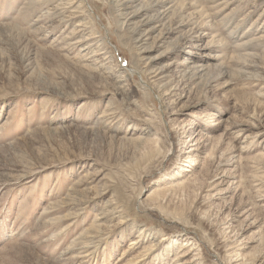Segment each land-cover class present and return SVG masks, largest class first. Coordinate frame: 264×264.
Wrapping results in <instances>:
<instances>
[{
    "label": "rangeland",
    "instance_id": "obj_1",
    "mask_svg": "<svg viewBox=\"0 0 264 264\" xmlns=\"http://www.w3.org/2000/svg\"><path fill=\"white\" fill-rule=\"evenodd\" d=\"M81 1L0 0V264H264V0Z\"/></svg>",
    "mask_w": 264,
    "mask_h": 264
},
{
    "label": "bare ground",
    "instance_id": "obj_2",
    "mask_svg": "<svg viewBox=\"0 0 264 264\" xmlns=\"http://www.w3.org/2000/svg\"><path fill=\"white\" fill-rule=\"evenodd\" d=\"M31 3H29V5H32V4H35V3H37V2H44V1H46V0H29ZM80 2H78V0H67V3H66V6H64L63 8H57L55 11H57V12H55V14L56 13H60V12H62V10H68L67 12H69L68 13V16H64L63 18H61V19H59V21H58V23H63V24H70L73 20H75L76 18H78L79 17V11L81 10V12H80V14H83V12L84 11H82V9H83V5H82V1L81 0H79ZM108 1V0H107ZM126 1V0H125ZM129 1V0H128ZM127 1V2H128ZM134 0H131V2H133ZM135 1H137V0H135ZM134 1V2H135ZM139 1V0H138ZM138 1H137V3H138ZM151 1V0H150ZM154 1V0H153ZM156 1V0H155ZM154 1V2H155ZM158 1V0H157ZM109 2L113 5V4H115L119 9H118V11L120 10V7H126V6H128V4H122V5H120L119 6V4H120V2H122V0H109ZM130 2V3H131ZM141 2V1H140ZM146 2V1H145ZM159 2V1H158ZM108 3V2H107ZM144 3V2H143ZM147 3V2H146ZM155 3H157V2H155ZM154 3V4H155ZM110 4V5H111ZM154 4H152L151 5V7L149 8V9H152V10H154V9H156L157 8V5H154ZM26 5V4H25ZM136 5V4H135ZM140 5V4H139ZM143 5V7L145 8V4H142ZM137 6V5H136ZM133 7V6H132ZM144 8H142V9H144ZM133 9V8H132ZM131 9V10H132ZM147 9V8H146ZM145 9V10H146ZM52 10V9H51ZM70 10V11H69ZM72 10V11H71ZM123 10H126V9H123ZM117 11V10H116ZM52 12V11H51ZM50 12V13H51ZM155 12V11H154ZM117 13H120V12H117ZM151 13V12H150ZM146 14V13H145ZM164 14V13H163ZM176 14V13H175ZM44 15V14H43ZM120 15V14H119ZM162 15V14H161ZM174 17V16H173ZM125 18H127V17H125ZM38 21V20H37ZM124 21V22H123ZM123 21H120V22H122V23H120L119 22V28L121 29V30H123L124 28H127V26L129 27V20L128 21H126V19H124ZM156 21V20H155ZM84 22V21H83ZM131 22V21H130ZM117 23H118V21H117ZM144 23V22H143ZM145 24V23H144ZM85 25V23H82L81 22V24H79L77 27H85L84 26ZM137 25V24H136ZM139 25V24H138ZM65 26V25H64ZM141 26V25H140ZM44 27V26H43ZM66 27V26H65ZM138 27V26H137ZM131 28V27H130ZM45 29H46V26H45ZM147 29V28H146ZM44 30V29H43ZM45 31V30H44ZM82 31V30H81ZM127 31H129V30H127ZM147 31V30H146ZM146 31H145V29H143V27L142 28H134L133 30H131V39H132V41H134L135 43L137 42V44L138 45H140V48H141V42L143 43V38L145 37V39H146V37L148 36L147 34H145L146 33ZM149 34V33H148ZM82 36V35H81ZM126 35L125 34H123V36H121V37H125ZM70 38V37H69ZM86 41V39H84V38H82L81 37V39H78V40H76L75 42H73V44L76 46V45H78V44H80V43H82V42H85ZM89 42V41H88ZM87 43V42H86ZM85 43V44H86ZM82 45V44H81ZM143 47V46H142ZM140 48L138 49L137 48V51H139L140 50ZM80 49V48H79ZM89 49V47H85V48H83L82 50H80V53H83V52H85L86 50H88ZM140 52V51H139ZM146 52V51H145ZM148 52V51H147ZM141 54V53H140ZM143 55V57H145L144 56V54H141V56ZM142 59V58H141ZM143 64V63H142ZM141 64V65H142ZM143 66H145V67H143V69H144V74L148 77L149 75H151L152 74V72L150 71V66L147 64H143ZM197 67H201V65H199V66H197ZM192 68V67H191ZM186 69V68H185ZM187 69H190V67L188 66L187 67ZM142 70V69H141ZM191 70V69H190ZM196 70H198V69H196ZM200 70V69H199ZM143 72V71H142ZM184 72V71H183ZM182 72V73H183ZM197 72V71H196ZM186 73V72H185ZM193 74V73H192ZM190 75L188 78L190 79V77H191V79H192V76L194 75ZM183 76H185V75H183ZM151 77H153V78H156V75L154 76V75H151ZM205 129V128H204ZM200 134V133H199ZM198 134H194L193 135V137L192 138H190L189 139V143H190V146L189 147H191V148H189V150L187 151L188 153H184V154H190V157H192V156H195V154H193V152H197V151H200V149H201V147L199 146V143H200V141H199V139H198ZM200 138V137H199ZM205 141V140H204ZM178 154H183V151H180V152H178ZM181 157H184L183 155L181 156ZM189 161H190V164H194L193 162H192V159L190 158L189 159ZM261 197V199H263V201H262V204H261V208H263L264 209V195H262V196H260ZM190 256V258H191V261L190 262H186V261H184V259L185 258H187V257H189ZM173 264H204V262H202L201 260H200V257H198V254L197 253H195V250H185V251H183V252H180L178 255H176V257L173 259Z\"/></svg>",
    "mask_w": 264,
    "mask_h": 264
}]
</instances>
